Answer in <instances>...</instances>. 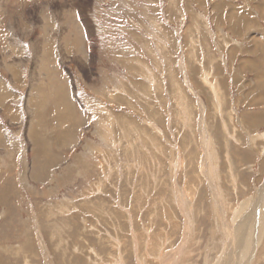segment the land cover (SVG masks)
Instances as JSON below:
<instances>
[{
    "label": "rangeland",
    "instance_id": "374dc122",
    "mask_svg": "<svg viewBox=\"0 0 264 264\" xmlns=\"http://www.w3.org/2000/svg\"><path fill=\"white\" fill-rule=\"evenodd\" d=\"M0 8V264H264V0Z\"/></svg>",
    "mask_w": 264,
    "mask_h": 264
},
{
    "label": "bare ground",
    "instance_id": "6f19581e",
    "mask_svg": "<svg viewBox=\"0 0 264 264\" xmlns=\"http://www.w3.org/2000/svg\"><path fill=\"white\" fill-rule=\"evenodd\" d=\"M2 2V1H1ZM21 8V7H20ZM66 8V7H65ZM1 9V8H0ZM2 10V9H1ZM16 10V9H15ZM16 11H18V10H16ZM1 13H3V12H1ZM8 13V12H7ZM11 13V12H10ZM13 13V12H12ZM11 13V14H12ZM17 13V12H16ZM66 14V13H65ZM1 15V14H0ZM13 15V14H12ZM8 16H11V15H8ZM7 16V17H8ZM48 18V17H47ZM53 18V17H52ZM15 21V20H14ZM10 22V21H9ZM67 23V22H66ZM65 23V24H66ZM9 26H10V24H9ZM9 28V27H8ZM77 32V31H76ZM79 33V32H78ZM7 37V36H6ZM12 39L10 40V43L11 44H13L12 42ZM8 45V44H7ZM8 48H10V47H8ZM8 48H6V49H8ZM7 55V54H6ZM4 56V55H3ZM2 59V61H3V58H1ZM5 61V60H4ZM3 64H4V62H3ZM5 66L7 67V64L5 63ZM60 80H58V79H56V77H55V81H51V83H50V86H52L51 88L53 89V88H57V89H59V93H58V90H57V92H53L52 94H53V96H54V100L56 99V100H59V98L60 99H62L64 102H59L61 105L63 104L64 106H68V102H69V98H68V94H67V88H66V86H65V84H63V86L60 84V82H59ZM3 83V82H2ZM50 88V89H51ZM70 90V89H69ZM52 91V90H51ZM50 94V93H49ZM72 95V94H71ZM45 99V98H44ZM65 99H66V101H65ZM68 101V102H67ZM62 105V106H63ZM63 106V107H64ZM72 109V108H71ZM1 138V137H0ZM263 194H264V188L262 189V191H261ZM263 197V195H261V198ZM262 209V208H261ZM243 214V213H242ZM260 219V218H259ZM258 219V221L256 222V225H261V227L263 226V223L264 222H262L263 221V219H262V215H261V221ZM245 224V223H244ZM255 225V226H256ZM237 226V225H236ZM239 226H241V225H239ZM260 227V226H259ZM245 229V228H244ZM237 231H238V229H236ZM237 231H235V232H237ZM248 231H250V229H246V230H244L243 232H240L241 234V239H239V241L238 242H240L241 243V245L243 246L242 248L244 249V250H250V253L251 252H253V251H251V245H250V243L248 244V241H247V238H246V236H248L249 235V233H248ZM255 231V230H254ZM238 233L239 232H237V236H238ZM227 235V234H226ZM235 235V236H236ZM224 236V235H223ZM228 236V235H227ZM228 239V238H227ZM260 242V241H259ZM262 242V241H261ZM222 244V243H221ZM258 244V243H257ZM263 245V244H262ZM249 246V247H248ZM264 247V246H263ZM262 247V248H263ZM234 251H235V248H232L231 250H230V255L228 256V257H233L234 255L232 254V252L234 253ZM249 254V253H248ZM228 257H224L225 259H223V260H226ZM241 257V256H240ZM218 258V257H217ZM220 258V257H219ZM229 259V258H228ZM231 259H234V258H231ZM247 259V258H246ZM234 262V261H233ZM249 262V261H248ZM219 263V262H218ZM218 263H216V264H218ZM231 264H233V263H231ZM240 264H241V262H240Z\"/></svg>",
    "mask_w": 264,
    "mask_h": 264
}]
</instances>
